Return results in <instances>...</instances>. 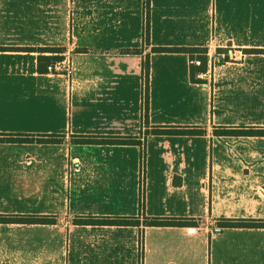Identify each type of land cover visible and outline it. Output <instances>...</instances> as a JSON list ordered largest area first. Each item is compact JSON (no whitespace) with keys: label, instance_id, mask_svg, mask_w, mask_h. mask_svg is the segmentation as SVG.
<instances>
[{"label":"crops","instance_id":"1","mask_svg":"<svg viewBox=\"0 0 264 264\" xmlns=\"http://www.w3.org/2000/svg\"><path fill=\"white\" fill-rule=\"evenodd\" d=\"M144 5L0 0V217L49 220L0 224V264H264V229L220 227L264 222V136L216 134L264 130V0H149L147 41ZM158 49L205 50L200 82ZM63 54L71 90L38 64Z\"/></svg>","mask_w":264,"mask_h":264},{"label":"trees","instance_id":"2","mask_svg":"<svg viewBox=\"0 0 264 264\" xmlns=\"http://www.w3.org/2000/svg\"><path fill=\"white\" fill-rule=\"evenodd\" d=\"M145 27H144V34H145V40L147 41L149 37V23H148V9H149V0H145ZM30 49L26 50L29 51ZM33 51V50H32ZM158 51L162 52H187L189 54L197 53L200 56H198V61L200 62V66L194 69V67H191L190 69V77L192 82H200V80H195L194 79V74L196 72L204 73L206 71V56H205V51L202 49H191V50H186V49H158ZM51 52L59 54V50H52ZM254 52V51H249ZM60 60L58 56L56 57H51V58H44V57H39L38 58V64L39 66H45L46 67L49 64H52L56 61ZM144 69L146 71V77L148 79V70H149V64H148V59L144 63ZM156 133H171V132H161L158 131ZM175 133V132H174ZM179 134H187L188 132L182 131V132H176ZM216 134H221V135H236V136H264V130H244V131H220L217 132ZM8 143H21V142H26V141H32L28 139H15V138H7L5 140ZM39 141V140H38ZM83 142L86 143H113V144H136L135 141L133 140H84ZM77 223H86L89 225H103V226H117V227H140L141 222L140 218H116V219H100V220H94V219H87V220H77ZM49 223V220L46 219H39V218H34V217H0V224H25V225H35V224H46ZM179 222L176 220H168V219H143L142 225L144 227H173L178 225ZM220 227L222 228H244V229H264V222L263 221H253V220H226L223 221L220 224ZM141 245V243H140Z\"/></svg>","mask_w":264,"mask_h":264},{"label":"built area","instance_id":"3","mask_svg":"<svg viewBox=\"0 0 264 264\" xmlns=\"http://www.w3.org/2000/svg\"><path fill=\"white\" fill-rule=\"evenodd\" d=\"M144 20H145V18H144ZM190 64L194 65V66H200L199 61H191ZM74 73H75L74 63H73L69 54L61 55L60 60H58L52 64H49L46 67V74H48L50 76H58V77L66 78V80L68 81L70 90L73 87L74 82H75ZM145 161L146 160H145L144 151H142V153H141V165H140V167H141L140 188L142 190L144 189V180H145V174H144ZM187 232L189 234H195L196 229L195 228H189V229H187Z\"/></svg>","mask_w":264,"mask_h":264},{"label":"rangeland","instance_id":"4","mask_svg":"<svg viewBox=\"0 0 264 264\" xmlns=\"http://www.w3.org/2000/svg\"><path fill=\"white\" fill-rule=\"evenodd\" d=\"M144 27H145V24H144ZM154 35L156 36L157 34H154ZM143 40H145V34H143ZM205 56H206V51H205ZM146 60H147V58L145 59V62H146ZM206 60H207V58H206ZM192 61H194V60H192ZM162 62H165V61L160 59V58H157V59L155 58V60L153 61L152 64H155V63L161 64ZM144 73H145V76L143 78L142 87L140 88V94H139V97H140V99L142 101V105H140L139 110L140 111L142 110L143 117H144V114H145V110L147 108V98H148V92H149V85H148V80H147V77H146L145 69H144Z\"/></svg>","mask_w":264,"mask_h":264}]
</instances>
